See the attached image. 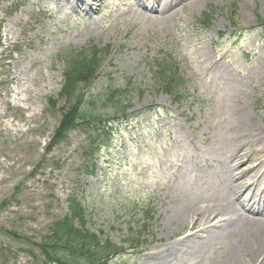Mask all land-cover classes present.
I'll use <instances>...</instances> for the list:
<instances>
[{"label":"rangeland","instance_id":"obj_1","mask_svg":"<svg viewBox=\"0 0 264 264\" xmlns=\"http://www.w3.org/2000/svg\"><path fill=\"white\" fill-rule=\"evenodd\" d=\"M86 1L92 11L0 0V264H43L37 245L72 198L85 206L86 228L117 251L95 248L102 264H149L168 242L161 220L175 205L223 193L216 164L198 173L189 139L229 148L241 107L264 131V0H178L166 17L138 13L139 0ZM207 16L209 28L199 23ZM92 49L102 63L82 109H100L102 123L59 132L76 104L61 95L64 54ZM160 80L178 97L159 91ZM228 251L220 238L189 264H223Z\"/></svg>","mask_w":264,"mask_h":264},{"label":"bare ground","instance_id":"obj_2","mask_svg":"<svg viewBox=\"0 0 264 264\" xmlns=\"http://www.w3.org/2000/svg\"><path fill=\"white\" fill-rule=\"evenodd\" d=\"M175 1L178 0H139L137 12L166 17L167 9ZM68 2L78 9L93 10L86 0ZM214 67L223 70L225 80L235 82V75L221 64ZM235 114L227 138L229 148L223 145L222 138L210 137L211 142L202 147L189 139L197 153L198 173L204 174L199 170L201 166L216 164L217 176L223 180V193L210 195L204 201L175 205L171 214L161 220V230L168 234V242L161 251L149 255V264H171L173 258L178 264L200 260L218 246L220 238L227 241L229 250L223 264H244L243 258L247 264H264V131L243 107ZM248 155L250 166L242 165V157Z\"/></svg>","mask_w":264,"mask_h":264},{"label":"trees","instance_id":"obj_3","mask_svg":"<svg viewBox=\"0 0 264 264\" xmlns=\"http://www.w3.org/2000/svg\"><path fill=\"white\" fill-rule=\"evenodd\" d=\"M206 19V22L205 20L202 22L203 26H207L210 21L209 18ZM64 61L66 65L65 81L61 95L66 98V102L69 104L68 107H71L72 102H76V104L73 106V111L70 110L60 123L59 132L66 129V125L73 126L74 123L79 124L84 121L89 123L91 122L90 119L102 123L103 116L100 114V109L90 113H84L82 109L83 104L87 102V99L83 98L85 91L88 90L91 94L92 86L98 79V71L102 63L101 51L92 49L80 53H68L64 55ZM158 90L168 93L173 98H177L179 95L176 90L167 89L162 80L158 84ZM117 93L119 94L120 91ZM124 99L123 95L119 96V107H122L121 101ZM71 201L69 215L57 224L55 223L49 235L45 237L41 244L37 245L43 256V264H102L100 254L96 256L92 250L94 248L103 250L104 248L101 245L104 244L108 249H111L112 246L86 228L87 214L79 199L73 198ZM112 251L110 256L117 252ZM31 257L35 259L36 255H31Z\"/></svg>","mask_w":264,"mask_h":264}]
</instances>
